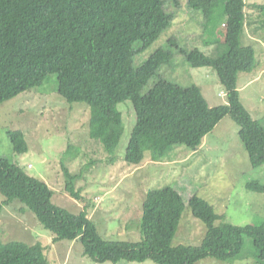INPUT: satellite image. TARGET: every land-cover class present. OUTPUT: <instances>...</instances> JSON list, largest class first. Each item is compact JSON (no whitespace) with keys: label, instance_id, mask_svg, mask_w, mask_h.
<instances>
[{"label":"trees","instance_id":"trees-1","mask_svg":"<svg viewBox=\"0 0 264 264\" xmlns=\"http://www.w3.org/2000/svg\"><path fill=\"white\" fill-rule=\"evenodd\" d=\"M247 6L245 0H0V105L56 76V91L68 102L101 108L102 120L90 127V138L102 144L108 162L115 164L124 133L118 105L131 101L137 122L125 161L135 166L143 163L146 153L153 162H164L171 160L179 146L197 152L213 125L229 116L240 128L252 168L259 169L264 165V124L252 118L237 87L239 74L252 73L257 64L255 49L243 42ZM253 7L264 8L259 4ZM184 8L192 20L200 18L205 23L224 17L223 41L228 50L212 58L199 48L189 50L171 35L144 59L147 49L173 26ZM178 57L195 68L212 67L228 104L211 107L199 86H182L164 78L162 68L174 65ZM8 137L15 154L28 152L22 130H10ZM77 150L69 145L61 165L65 191L82 200L76 187L82 173L68 167ZM246 187L264 194L261 181H250ZM0 194L4 206L18 203L32 212L55 242L79 241L83 255L95 262L196 264L207 258L231 262L241 257L247 236L256 259L264 264V223L243 227L225 222V215L197 195L190 197L188 204L206 226V234L197 246H173L186 207L175 185L146 194L142 239L136 242L105 240L87 209L73 213L57 206L47 183L28 175L7 157H0ZM219 221L223 222L216 225ZM0 264L50 262L42 242L13 240L0 241Z\"/></svg>","mask_w":264,"mask_h":264},{"label":"rangeland","instance_id":"rangeland-1","mask_svg":"<svg viewBox=\"0 0 264 264\" xmlns=\"http://www.w3.org/2000/svg\"><path fill=\"white\" fill-rule=\"evenodd\" d=\"M245 1L248 6L243 42L255 49L257 64L252 73L239 74L237 87L240 100L252 118L264 124V8L253 7L264 6V0ZM225 32L224 17L205 23L200 18L192 20L190 12L184 8L173 26L147 49L143 58L149 57L171 35L189 50L199 48L216 58L228 50L223 41ZM162 73L164 78L182 86H199L211 107L228 104L226 91L212 67L195 68L178 57L174 65L163 67ZM55 79L53 76L42 87L0 105V157L15 160L28 175L47 183L54 192L52 201L57 206L73 213L87 209L105 240L140 241L146 194L167 185L177 186L186 201L173 246H197L206 234V226L192 214L188 204L193 195L205 199L218 214L225 215V222L243 227L264 223V194L246 187L250 181L264 183V165L252 168L239 136L240 128L229 116L213 125L197 152L179 146L172 152L171 160L164 162H153L150 153H146L143 163L135 166L125 161V154L137 122L136 112L131 101L120 103L124 133L115 152L118 160L110 164L102 144L90 138V127L102 120L101 108L68 102L57 93ZM10 130L25 133L29 145L27 153H14L8 137ZM69 145L80 149L68 167L72 172L82 173L76 184L82 200L72 198L65 191L61 159ZM3 201L0 194V241L17 240L27 244L40 241L50 264H156L151 260L95 262L83 255L79 241L55 242L54 235L32 212L23 210V205L18 203L4 206ZM220 222L223 221L216 225ZM244 242L242 255L236 260L222 262L207 258L196 264H261L256 259L252 240L246 236Z\"/></svg>","mask_w":264,"mask_h":264}]
</instances>
